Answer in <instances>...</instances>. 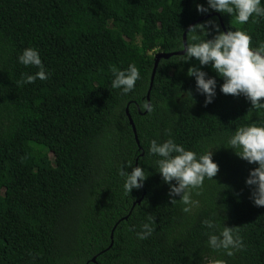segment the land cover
<instances>
[{"label": "trees", "instance_id": "trees-1", "mask_svg": "<svg viewBox=\"0 0 264 264\" xmlns=\"http://www.w3.org/2000/svg\"><path fill=\"white\" fill-rule=\"evenodd\" d=\"M199 4L209 8L207 0H0V264H264V207L246 184L258 164L228 148L238 127L264 125V108L223 94L211 64L184 62L186 51L159 60L149 90L156 54L181 50L184 31L189 43V24L205 14L215 12L193 25L212 20L223 31L221 19L226 32L251 35L252 47L264 43V17L241 24L235 14L201 13ZM209 32L201 39L216 34ZM29 47L48 79L20 86L22 74L39 71L19 62ZM131 64L140 79L124 94L112 88L113 69ZM190 67L217 81L207 106ZM168 139L198 156L213 151L219 165L202 194L192 191L190 213L171 204L181 197H169L161 157L150 153L152 140ZM134 167L147 179L126 193L119 172ZM145 223L153 231L140 239ZM224 226L239 227L243 240L232 256L208 245Z\"/></svg>", "mask_w": 264, "mask_h": 264}, {"label": "clouds", "instance_id": "clouds-1", "mask_svg": "<svg viewBox=\"0 0 264 264\" xmlns=\"http://www.w3.org/2000/svg\"><path fill=\"white\" fill-rule=\"evenodd\" d=\"M209 8L227 14H235V18L241 24H246L250 17H264V7L261 0H207ZM209 8L202 4L197 5V10L206 13ZM257 22V21H253ZM209 26L216 34L211 39H201V34L209 36ZM189 43L182 44L186 51L182 56L184 62L195 58L200 65L211 64L214 71L223 79L221 92L225 95H244L252 104V108H264V43L258 47H252V37L242 30L220 31L219 25L209 20L202 24L190 25L187 35ZM19 62L25 66H36L39 71L34 75L22 74V79L17 84L34 83L37 79L47 80L48 74L43 65L39 52L35 48H26L19 56ZM188 76L195 77L197 90L206 96L205 106L213 102L216 95L217 81L214 77L208 78L207 73L196 68L188 69ZM114 80L112 88H120L124 94L132 91L138 79L139 69L135 64L129 65L126 70L113 69ZM190 93V92H189ZM191 94V93H190ZM149 114L154 111V106L145 100L141 106ZM228 144L235 154L250 164H258V167L250 171L246 180L248 186H254L251 199L258 207H264V125L257 123L238 127L230 137ZM150 153L161 157L158 164L159 173L163 180L170 185L169 197L180 196L179 200L171 199V204L179 201L185 205L182 209L190 213L194 202L192 191L197 189L196 195L202 194L205 179H213L219 172L218 163L213 160V151L203 155H197L194 151L186 150L182 145L176 144L172 139L163 143L151 141ZM129 167H131L129 165ZM119 174L125 177L124 190L131 193L132 190L143 187V181L147 179L142 167H134L129 173L121 168ZM176 181V184L172 182ZM147 219L153 221L151 214ZM203 225L215 229L218 225L212 219L202 221ZM144 231L138 233L140 239H147L153 228L151 223H145ZM208 245L213 250H225L228 256L234 255L235 250L243 247L242 237L239 235V227H226L219 235L209 233ZM203 264H227L223 259H209L204 257Z\"/></svg>", "mask_w": 264, "mask_h": 264}, {"label": "water", "instance_id": "water-1", "mask_svg": "<svg viewBox=\"0 0 264 264\" xmlns=\"http://www.w3.org/2000/svg\"><path fill=\"white\" fill-rule=\"evenodd\" d=\"M214 13H215V12H214ZM214 13H208V14L203 15L202 17L196 19L195 21H192V22L189 24V26H190V25H193L194 23H196V22H198V21H200V20H202V19H204V18H207V17L213 15ZM220 25H221L223 31L226 32V29H225L224 24H223V22H222L221 19H220ZM189 26H188V28H189ZM183 44H186V30H185L184 33H183ZM184 52H185V51H184L183 49H181V50H178V51L159 52L158 54H156V56H155V58H154V65H153V68H152V73H151V78H150L149 90H150V88H151L152 80H153L154 73H155V70H156V67H157V64H158L159 60H160L161 58H168V57L171 56V55H174V54H181V53H184ZM149 90H148V94H149ZM148 94H147V98H149V97H148ZM126 113H127V116H128L129 122H130V124H131V126H132V129H133V132H134L135 139H136L137 142H138L137 135H136V130H135V125H134L133 119H132V117H131V115H130V113H129V111H128L127 108H126ZM111 236H112V234H111ZM92 260H94V257H92Z\"/></svg>", "mask_w": 264, "mask_h": 264}]
</instances>
